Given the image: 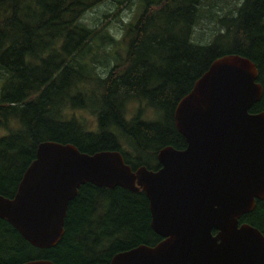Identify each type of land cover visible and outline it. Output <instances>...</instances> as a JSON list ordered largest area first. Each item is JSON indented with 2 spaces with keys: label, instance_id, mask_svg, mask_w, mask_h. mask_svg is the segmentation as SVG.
Wrapping results in <instances>:
<instances>
[{
  "label": "trees",
  "instance_id": "trees-1",
  "mask_svg": "<svg viewBox=\"0 0 264 264\" xmlns=\"http://www.w3.org/2000/svg\"><path fill=\"white\" fill-rule=\"evenodd\" d=\"M103 1L0 0V77L6 80L0 90V123L7 113L21 123L0 137V194L15 195L44 140L73 143L88 153L120 150L133 169L158 168L161 148L186 147L174 121L178 102L224 54L255 62L263 94L251 112L264 111V0H242L233 16L211 15L218 28L208 44L195 43L193 37L209 2L141 0L142 12L125 25L123 40H129L125 54L109 31L84 19L87 10ZM94 44L103 52L94 53ZM108 46L116 48L114 53ZM111 58L116 60L112 65ZM137 101L163 114L148 120L141 107L128 119L127 107ZM85 110L97 119V129L81 116ZM151 220L142 189L88 182L70 202L65 233L55 247H34L0 218V264L33 259L106 264L120 251L159 242L162 237L152 229ZM240 221L264 234V200H257Z\"/></svg>",
  "mask_w": 264,
  "mask_h": 264
},
{
  "label": "water",
  "instance_id": "water-1",
  "mask_svg": "<svg viewBox=\"0 0 264 264\" xmlns=\"http://www.w3.org/2000/svg\"><path fill=\"white\" fill-rule=\"evenodd\" d=\"M258 76L246 56L217 57L176 106L186 147L161 148L156 169H133L120 150L88 153L41 141L15 195L0 194V218L34 247L52 248L83 184L142 189L162 239L120 251L106 264H264L263 232L240 221L264 200V111L251 112L263 94Z\"/></svg>",
  "mask_w": 264,
  "mask_h": 264
},
{
  "label": "rangeland",
  "instance_id": "rangeland-1",
  "mask_svg": "<svg viewBox=\"0 0 264 264\" xmlns=\"http://www.w3.org/2000/svg\"><path fill=\"white\" fill-rule=\"evenodd\" d=\"M203 2H209L206 6L204 17H202L201 22L196 26L193 41L199 44H208L214 40L215 34L217 33L218 23L216 17L211 18L212 16H233L237 13L236 7L240 5L242 0H203ZM143 3L141 0H132L124 4L119 3L116 0H106L97 5H94L92 8L87 10L84 15V19L91 26H100L104 27L106 31H109L117 40L120 41L119 50L122 54H125L126 49L128 48L129 40H123L125 25L134 20L136 16L142 12ZM229 45L227 41L226 46ZM97 46L94 44L93 52L98 51L100 54L103 52L102 49H97ZM110 51L114 53L115 47L108 46ZM95 53V52H94ZM116 56V54L114 55ZM89 57V56H88ZM92 57V56H91ZM97 59H101V56ZM116 60L111 58V65L115 63ZM30 71V70H29ZM5 77H0V90L1 87L5 86ZM18 86L22 84V80L19 78ZM1 95V93H0ZM145 108L144 118L148 120H154L159 118L163 113L159 110H155L152 107L146 106L144 101L130 103L127 107V118H132L135 114L138 113L139 108ZM13 114L7 113L3 117H7L6 120L0 123V137L10 134L12 131L18 129L21 125L19 118L12 116ZM85 116L92 121L91 128L93 130L97 129V119L92 115L88 110H85ZM124 144L129 147V144L124 140Z\"/></svg>",
  "mask_w": 264,
  "mask_h": 264
}]
</instances>
